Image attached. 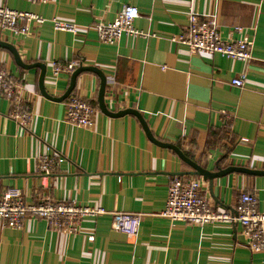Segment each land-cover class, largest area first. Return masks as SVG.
Segmentation results:
<instances>
[{"label":"crops","instance_id":"crops-1","mask_svg":"<svg viewBox=\"0 0 264 264\" xmlns=\"http://www.w3.org/2000/svg\"><path fill=\"white\" fill-rule=\"evenodd\" d=\"M125 4L138 7L134 25L147 36L100 42L92 25L114 21ZM0 6L46 19L30 23L28 35L1 31L0 40L13 44L26 64L47 66L50 95L63 96L72 75L54 76L52 62L80 60L106 75L109 110H138L157 139L177 145L205 168L264 170V0H0ZM191 14L217 20L224 38L248 36L251 59L191 53L173 41L185 32ZM54 18L77 24L78 31L56 30ZM235 26L244 33L233 32ZM0 68L23 80L31 111L21 127L10 115V101L0 96V192L18 188L27 204L108 210L84 219L73 233L43 217L29 216L22 229L0 220V264H264V252L250 249L238 223L194 225L161 215L177 176L200 179L219 211L237 212L241 194L251 192L264 212V175L234 171L214 179L212 188L202 176L176 175L192 168L173 149L153 142L137 116L111 117L100 109L97 74L82 73L71 93L92 100L97 109L94 127L82 128L66 119L69 97L44 96L41 68H22L3 47ZM241 74L245 83L237 87L231 80ZM47 147L59 150L65 161L41 173L38 157ZM113 211L140 213L138 231L116 229Z\"/></svg>","mask_w":264,"mask_h":264},{"label":"built area","instance_id":"built-area-1","mask_svg":"<svg viewBox=\"0 0 264 264\" xmlns=\"http://www.w3.org/2000/svg\"><path fill=\"white\" fill-rule=\"evenodd\" d=\"M31 3H47L49 0H26ZM137 6L125 4L112 22H96L92 27L97 31L100 42L107 45L118 44L123 35L133 37L147 36L137 29L135 20L140 17ZM46 22L41 15L24 10L0 6V32L9 30L16 36L29 34V24L38 25ZM56 30L76 33L77 24L52 19ZM233 32L244 33L242 26H235ZM173 41L188 46L191 53L221 54L228 58L247 62L252 57L253 41L248 36L240 39L224 38L219 24L214 18H200L197 14L188 17L185 32L175 36ZM81 63H60L54 60L51 72L54 76L71 74ZM231 83L243 87L245 75L232 78ZM25 86L22 79L16 78L11 72L0 68V96L8 99L12 105L11 117L18 120L21 127L27 126L31 117L28 100L25 97ZM66 119L72 125L92 128L95 125L97 109L92 100L80 95H71L65 101ZM65 161L59 150L47 147V151L38 157L41 173H50ZM108 213L103 207H91L65 202H46L43 204H27L18 188L9 187L0 192V220L3 225L22 229L29 216L43 217L54 226L64 224L70 232H77L81 222L86 218H96ZM113 224L118 230L135 234L141 221L137 212H111ZM161 215L172 222H183L203 225L217 222L238 223L247 239L250 249L264 252V212L258 207L257 195L251 192L241 194L237 212L219 211L215 209L203 190L200 179L174 177L168 186V196Z\"/></svg>","mask_w":264,"mask_h":264},{"label":"water","instance_id":"water-1","mask_svg":"<svg viewBox=\"0 0 264 264\" xmlns=\"http://www.w3.org/2000/svg\"><path fill=\"white\" fill-rule=\"evenodd\" d=\"M0 47L6 48L9 51H11L14 54V57H15L17 64L19 66H21L22 68H24V69H32L34 67L41 68V75H40V80H39L40 89H41L42 93L44 94V96H46L47 98L53 99V100H57V101L66 100L71 95L73 90L75 89V87L77 85L78 77L82 73L93 72V73L97 74L101 78V85H100V89H99V93H98V103H99L100 109L105 114H107L108 116H111V117H121V116H124L127 114H133V115L137 116L140 119V121H141V123H142V125H143V127L147 133V136L153 142H155L156 144H159L163 147L173 149L178 154V156L192 168V170H190V171L175 172L176 175H198V176H202L204 179L210 181V187L211 188L213 186L214 179L224 177L227 174L234 172V171H239V172H244V173L254 174V175H264V170H252V169H248L245 167H239V166H229V167L223 168V169L220 168L217 171H211V170L205 168L204 166H202L201 164L197 163L196 161L192 160L190 157H188L185 154V152L181 148H179L177 145H175L173 143H169V142H164V141L157 139L153 135V133L151 132L147 121L140 114V112L138 110L132 109V108L120 110L117 112H113V111L109 110V108L107 107L106 101H105L107 77L104 74V72L96 66L84 65L83 63L80 64V66H78L73 71V73L71 75V79H70V85H69L67 91L65 92V94L63 96H60V97H54V96L50 95L46 91V88H45V77H46V73H47V66L44 63L37 62L34 64H26L22 60V57H21L19 51L17 50V48L11 43L0 40Z\"/></svg>","mask_w":264,"mask_h":264},{"label":"trees","instance_id":"trees-1","mask_svg":"<svg viewBox=\"0 0 264 264\" xmlns=\"http://www.w3.org/2000/svg\"><path fill=\"white\" fill-rule=\"evenodd\" d=\"M76 61H77V62H78V61L80 62V60H76ZM185 153H186V152H185ZM186 154L190 157V154H189L188 152H187Z\"/></svg>","mask_w":264,"mask_h":264}]
</instances>
